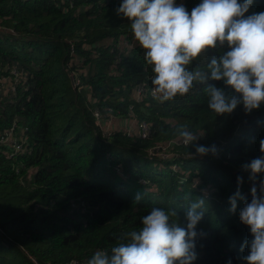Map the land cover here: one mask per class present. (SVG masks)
<instances>
[{
    "label": "trees",
    "instance_id": "16d2710c",
    "mask_svg": "<svg viewBox=\"0 0 264 264\" xmlns=\"http://www.w3.org/2000/svg\"><path fill=\"white\" fill-rule=\"evenodd\" d=\"M201 2L175 0L189 12ZM121 3L0 0V78L13 90L0 91V133L14 123L26 147L10 156L0 146V264H87L97 249L110 250L138 229L154 207L176 210L185 226L184 214L200 196L207 203L193 264H244L248 248L241 245L252 237L239 210L250 202L252 184L242 165L264 155V102L250 113L241 104L216 115L202 85L169 101L146 95L136 102L135 88H152L154 73L130 21L117 14ZM259 12L264 0H253L245 15ZM221 51L190 67L205 69ZM209 83L232 92L222 81ZM93 111L121 121L131 111L149 136L102 134ZM180 126L202 137L186 147ZM196 145H215L217 154L192 155ZM237 176L244 201L237 199L232 213Z\"/></svg>",
    "mask_w": 264,
    "mask_h": 264
},
{
    "label": "clouds",
    "instance_id": "9594fccd",
    "mask_svg": "<svg viewBox=\"0 0 264 264\" xmlns=\"http://www.w3.org/2000/svg\"><path fill=\"white\" fill-rule=\"evenodd\" d=\"M252 4L253 0H202L189 12L175 0H122L116 11L130 21L135 40L145 50V60L154 73L153 90L161 102L202 85L208 108L216 115H227L241 104L250 113L264 102V12L245 15ZM217 50L222 51L208 59L205 69L190 67L197 57ZM209 81H222L232 92ZM176 133L186 147L202 137L184 126ZM259 143L264 153V139ZM216 154L215 145H196L192 155ZM242 170L249 173L252 186L251 200L240 208L239 219L252 239L241 245V251L248 248L241 259L244 264H264V178L256 183L257 175L264 174V155L243 164ZM236 180L237 191L229 197L232 213L237 199L244 201L239 191L243 177ZM141 198L137 193L135 200ZM206 203V197L200 196L190 204L184 214L185 226L178 223L176 210L152 208L138 229L110 250L97 249L87 264H193L196 227Z\"/></svg>",
    "mask_w": 264,
    "mask_h": 264
},
{
    "label": "built area",
    "instance_id": "2783aa9c",
    "mask_svg": "<svg viewBox=\"0 0 264 264\" xmlns=\"http://www.w3.org/2000/svg\"><path fill=\"white\" fill-rule=\"evenodd\" d=\"M76 84V82H75ZM12 90V86H10L8 80L6 78H0V91L2 93H6L7 90ZM10 91V92H11ZM150 96L152 98H157L158 94L154 92L153 87L150 89L144 88V85H138L135 88L134 100L139 102L142 97ZM108 114L102 116L98 111L92 112L93 122L95 126L99 127L102 130V134H107L110 131H118L117 128L111 127L110 122L114 120L110 111H107ZM106 119L109 120L107 127L101 124V121H105ZM124 123L122 124L121 132L128 136V135H135L139 139H147L149 136V126L144 122H137L133 117L131 111H128L127 117L124 118ZM14 123L11 125L10 128L4 130L0 133V146L7 148L10 151V156H17L23 154L26 150L24 140L22 135L24 134L23 130L15 131ZM150 156L153 154L150 153ZM163 159H167L170 156L166 154H156Z\"/></svg>",
    "mask_w": 264,
    "mask_h": 264
},
{
    "label": "rangeland",
    "instance_id": "374dc122",
    "mask_svg": "<svg viewBox=\"0 0 264 264\" xmlns=\"http://www.w3.org/2000/svg\"><path fill=\"white\" fill-rule=\"evenodd\" d=\"M112 114V113H111ZM112 116L114 117V120L110 122V126L111 127H114V128H117L118 131H121L122 130V124L124 123L123 121H121L119 118L115 117L114 114H112ZM109 120L106 119L105 121H101V124L102 125H105L107 127V124H108ZM164 149H168V147L164 146L163 147ZM172 169H175L174 171L177 172L179 169H177L176 165H172L171 167Z\"/></svg>",
    "mask_w": 264,
    "mask_h": 264
},
{
    "label": "water",
    "instance_id": "95a60500",
    "mask_svg": "<svg viewBox=\"0 0 264 264\" xmlns=\"http://www.w3.org/2000/svg\"><path fill=\"white\" fill-rule=\"evenodd\" d=\"M71 80H72V78H71Z\"/></svg>",
    "mask_w": 264,
    "mask_h": 264
}]
</instances>
